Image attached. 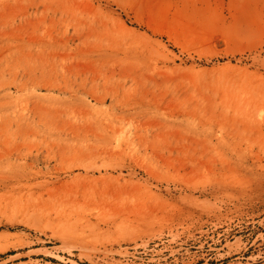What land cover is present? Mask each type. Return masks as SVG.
Segmentation results:
<instances>
[{
	"label": "rangeland",
	"instance_id": "1",
	"mask_svg": "<svg viewBox=\"0 0 264 264\" xmlns=\"http://www.w3.org/2000/svg\"><path fill=\"white\" fill-rule=\"evenodd\" d=\"M0 264H264V0H0Z\"/></svg>",
	"mask_w": 264,
	"mask_h": 264
}]
</instances>
